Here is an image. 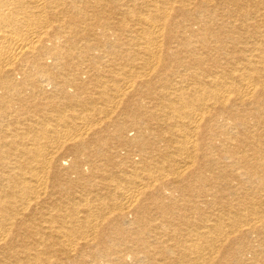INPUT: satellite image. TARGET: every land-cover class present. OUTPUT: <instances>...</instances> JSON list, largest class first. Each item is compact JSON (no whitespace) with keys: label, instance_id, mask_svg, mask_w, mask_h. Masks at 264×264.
<instances>
[{"label":"bare ground","instance_id":"bare-ground-1","mask_svg":"<svg viewBox=\"0 0 264 264\" xmlns=\"http://www.w3.org/2000/svg\"><path fill=\"white\" fill-rule=\"evenodd\" d=\"M0 264H264V0H0Z\"/></svg>","mask_w":264,"mask_h":264}]
</instances>
